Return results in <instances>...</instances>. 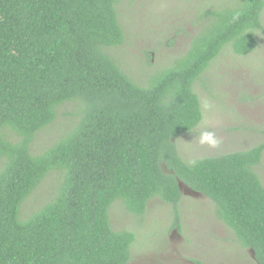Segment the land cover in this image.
Wrapping results in <instances>:
<instances>
[{"label": "trees", "instance_id": "16d2710c", "mask_svg": "<svg viewBox=\"0 0 264 264\" xmlns=\"http://www.w3.org/2000/svg\"><path fill=\"white\" fill-rule=\"evenodd\" d=\"M120 0H0V264H128L136 234L115 230L112 204L135 215L160 197L173 204L180 181L203 193L264 264V184L255 167L264 142L243 151L185 161L176 138L203 110L194 83L232 44L251 53L264 29V0H235L187 52L136 83L109 50L121 45ZM69 102L80 106L72 130L43 152L32 144ZM164 165L169 171H165ZM53 171L55 197L27 219L23 203Z\"/></svg>", "mask_w": 264, "mask_h": 264}, {"label": "rangeland", "instance_id": "374dc122", "mask_svg": "<svg viewBox=\"0 0 264 264\" xmlns=\"http://www.w3.org/2000/svg\"><path fill=\"white\" fill-rule=\"evenodd\" d=\"M234 1L120 0L125 40L109 52L136 83L149 86L187 52L192 39L212 19V11L230 8ZM262 23L264 27V11ZM256 33L258 44L251 53L238 54L232 44L225 45L194 83L204 117L195 129L176 138L185 161L248 150L264 142V29ZM79 111L77 102L61 105L55 120L37 133L33 152H43L72 130ZM205 131L214 132L219 142L201 143ZM255 169L264 184V153ZM62 176L61 171L47 175L23 203L22 219L55 197ZM181 188L178 221L173 204L160 197L150 200L142 215L129 212L120 199L112 204L113 228L136 234L128 264H258L254 251L241 245L235 232L218 218L212 199L183 181Z\"/></svg>", "mask_w": 264, "mask_h": 264}, {"label": "clouds", "instance_id": "9594fccd", "mask_svg": "<svg viewBox=\"0 0 264 264\" xmlns=\"http://www.w3.org/2000/svg\"><path fill=\"white\" fill-rule=\"evenodd\" d=\"M201 143H208L211 145H215L219 142L214 132L205 131L201 133L200 137Z\"/></svg>", "mask_w": 264, "mask_h": 264}, {"label": "water", "instance_id": "95a60500", "mask_svg": "<svg viewBox=\"0 0 264 264\" xmlns=\"http://www.w3.org/2000/svg\"><path fill=\"white\" fill-rule=\"evenodd\" d=\"M181 182H182V181H180V188H181ZM191 189H192V188H191ZM181 190H182V188H181ZM192 190H193V189H192ZM193 191H194V192H197V191H195V190H193ZM197 193H199V192H197Z\"/></svg>", "mask_w": 264, "mask_h": 264}]
</instances>
